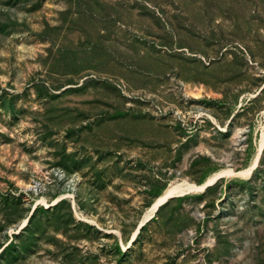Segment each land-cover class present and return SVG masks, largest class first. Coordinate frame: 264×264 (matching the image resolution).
Listing matches in <instances>:
<instances>
[{"label": "rangeland", "instance_id": "1", "mask_svg": "<svg viewBox=\"0 0 264 264\" xmlns=\"http://www.w3.org/2000/svg\"><path fill=\"white\" fill-rule=\"evenodd\" d=\"M263 130L264 0H0V264H264Z\"/></svg>", "mask_w": 264, "mask_h": 264}, {"label": "bare ground", "instance_id": "2", "mask_svg": "<svg viewBox=\"0 0 264 264\" xmlns=\"http://www.w3.org/2000/svg\"><path fill=\"white\" fill-rule=\"evenodd\" d=\"M261 143L262 144L264 143V130H263V134H262V141H261ZM257 157L255 158L253 164H251L250 166H248V167H246V168H244L242 170L236 171L233 168H227L225 170H221L220 172H218V173H216L214 175L209 176L202 184H197V183H194V182H190L188 180H183V181L179 182L178 184H171V185H169L164 190V192L146 210V212L144 213L143 218L141 219V223L144 222V220H146L149 216H151L154 213V211H155L156 208L157 209L159 208V204L162 201H164L167 197H169L171 195H178V194H183V193H187V192L190 193L192 191H198V190L201 191L203 189L205 183H212V182L215 181V179H217L218 177H223L222 175H225V174L248 175L250 173L251 169L253 168L254 164L256 163ZM24 221L26 222V219ZM140 226H142V225L140 224L138 226V228L135 229V232L139 229ZM135 232H134L133 236L135 235Z\"/></svg>", "mask_w": 264, "mask_h": 264}, {"label": "water", "instance_id": "3", "mask_svg": "<svg viewBox=\"0 0 264 264\" xmlns=\"http://www.w3.org/2000/svg\"><path fill=\"white\" fill-rule=\"evenodd\" d=\"M220 178H221V177H218V178L215 179V181L212 182V183H205V184H204V187H203V189H202L201 191H205L209 186L213 185V184H214L218 179H220ZM187 193H189V192H187ZM187 193L178 194V195H171V196L167 197L164 201H162V202L159 204V206H160L161 204H163L164 202H166V201H167L169 198H171V197L181 196V195H184V194H187ZM35 207H36V205L33 206V208H32V210H31L30 214L33 212V210H34ZM28 217H29V216H28ZM140 228H141V226L139 227L138 232H139ZM133 240H134V239H133Z\"/></svg>", "mask_w": 264, "mask_h": 264}, {"label": "trees", "instance_id": "4", "mask_svg": "<svg viewBox=\"0 0 264 264\" xmlns=\"http://www.w3.org/2000/svg\"><path fill=\"white\" fill-rule=\"evenodd\" d=\"M210 188V186L207 188V189H209ZM168 201V200H167ZM166 201V202H167ZM166 202H164L163 204H161L160 206H159V208L162 206V205H164ZM142 228H143V225L141 226V228H140V230L139 231H141L142 230Z\"/></svg>", "mask_w": 264, "mask_h": 264}]
</instances>
